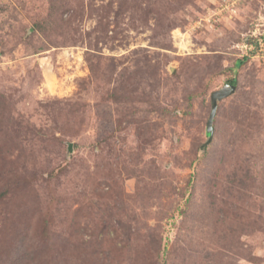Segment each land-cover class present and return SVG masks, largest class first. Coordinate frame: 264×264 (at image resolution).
Wrapping results in <instances>:
<instances>
[{
  "label": "rangeland",
  "instance_id": "rangeland-1",
  "mask_svg": "<svg viewBox=\"0 0 264 264\" xmlns=\"http://www.w3.org/2000/svg\"><path fill=\"white\" fill-rule=\"evenodd\" d=\"M0 264H264V0H0Z\"/></svg>",
  "mask_w": 264,
  "mask_h": 264
},
{
  "label": "water",
  "instance_id": "water-1",
  "mask_svg": "<svg viewBox=\"0 0 264 264\" xmlns=\"http://www.w3.org/2000/svg\"><path fill=\"white\" fill-rule=\"evenodd\" d=\"M235 92V86L234 85H226L223 89L216 91L212 95V112L208 121V132L210 133V137H212L213 134V123L214 118L216 115V110L218 106V101L222 100L226 97H229L232 93Z\"/></svg>",
  "mask_w": 264,
  "mask_h": 264
},
{
  "label": "trees",
  "instance_id": "trees-1",
  "mask_svg": "<svg viewBox=\"0 0 264 264\" xmlns=\"http://www.w3.org/2000/svg\"><path fill=\"white\" fill-rule=\"evenodd\" d=\"M231 84H232V85H235V84H236V81L233 80V81L231 82Z\"/></svg>",
  "mask_w": 264,
  "mask_h": 264
}]
</instances>
